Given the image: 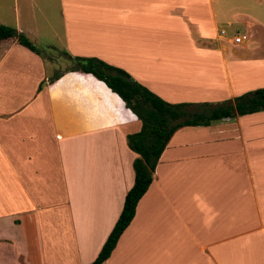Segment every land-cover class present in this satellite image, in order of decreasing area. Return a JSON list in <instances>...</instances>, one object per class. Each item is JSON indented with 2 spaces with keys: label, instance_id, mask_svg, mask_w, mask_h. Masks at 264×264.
I'll return each mask as SVG.
<instances>
[{
  "label": "crops",
  "instance_id": "crops-1",
  "mask_svg": "<svg viewBox=\"0 0 264 264\" xmlns=\"http://www.w3.org/2000/svg\"><path fill=\"white\" fill-rule=\"evenodd\" d=\"M0 25L167 103L264 88L243 71L264 69V0H0ZM64 66L0 40V264L91 263L133 182L126 136L139 121ZM102 264H264V112L175 130Z\"/></svg>",
  "mask_w": 264,
  "mask_h": 264
},
{
  "label": "trees",
  "instance_id": "trees-1",
  "mask_svg": "<svg viewBox=\"0 0 264 264\" xmlns=\"http://www.w3.org/2000/svg\"><path fill=\"white\" fill-rule=\"evenodd\" d=\"M16 43L37 56L42 52L23 34L0 25V40ZM66 71L89 74L116 94L139 121L137 132L126 136V145L136 157L132 161L133 182L126 191L121 210L89 264H102L110 255L119 236L134 216L135 207L152 181L156 162L172 133L184 126H208L225 118L264 112V88H257L221 103H167L140 85L121 69L95 58L67 57ZM59 74L48 79L53 82Z\"/></svg>",
  "mask_w": 264,
  "mask_h": 264
},
{
  "label": "rangeland",
  "instance_id": "rangeland-1",
  "mask_svg": "<svg viewBox=\"0 0 264 264\" xmlns=\"http://www.w3.org/2000/svg\"><path fill=\"white\" fill-rule=\"evenodd\" d=\"M215 31H216V33L218 35H219V33L221 31L223 33L225 31L227 33V36L232 35V28L226 27V25H224L223 23L222 24L218 23L217 26L215 27ZM248 31H249V29L247 31L245 30L246 35H247V32ZM256 40H258L257 43L258 42H261L262 43V45L260 46V48H258L257 52H264V39H256ZM253 41H255V39H253ZM228 46H230V45H228ZM255 46H256V43L251 42V43L248 44V46L246 48H247V50L251 51ZM238 48H240V46H238ZM40 50L43 52L44 58L46 60H48V61H50V60H57L60 65H65L64 66L65 69L68 68V63L64 61L63 57L57 51H54V50H44V48H42V47L40 48ZM192 61L193 62H196V60H193V59L192 60H189V61H185V62L187 64H189ZM240 65L241 64H239L238 68H242V66H240ZM187 68L188 67H185L184 69L187 70ZM243 68H246L247 69V70H243V71H245L246 74H249V76L251 75L250 84L261 83V81L264 80V69H262V68L257 69V66H255V65L248 66L247 64L246 65H243ZM188 69H192V68H188ZM234 69H236V68H234ZM255 75H258V76H255ZM253 86H256V85H253ZM258 88H260V87H258ZM246 92H248V91H246ZM232 99L233 98L228 99V100H232ZM228 100H225V101H228ZM222 102H224V101H222ZM211 104H216V103H211Z\"/></svg>",
  "mask_w": 264,
  "mask_h": 264
},
{
  "label": "built area",
  "instance_id": "built-area-1",
  "mask_svg": "<svg viewBox=\"0 0 264 264\" xmlns=\"http://www.w3.org/2000/svg\"><path fill=\"white\" fill-rule=\"evenodd\" d=\"M220 34H223V32L221 31ZM233 42L234 43H238L239 42V39H233Z\"/></svg>",
  "mask_w": 264,
  "mask_h": 264
}]
</instances>
